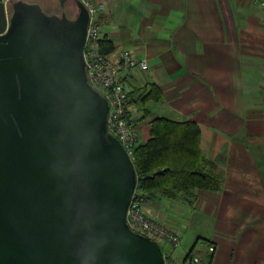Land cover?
<instances>
[{
    "label": "water",
    "instance_id": "95a60500",
    "mask_svg": "<svg viewBox=\"0 0 264 264\" xmlns=\"http://www.w3.org/2000/svg\"><path fill=\"white\" fill-rule=\"evenodd\" d=\"M59 1L0 0V264H167L128 223L138 175L89 82L90 12Z\"/></svg>",
    "mask_w": 264,
    "mask_h": 264
},
{
    "label": "crops",
    "instance_id": "0c3cea01",
    "mask_svg": "<svg viewBox=\"0 0 264 264\" xmlns=\"http://www.w3.org/2000/svg\"><path fill=\"white\" fill-rule=\"evenodd\" d=\"M91 1L109 52L127 48L149 63L124 77L142 94L130 110L138 144L156 117L194 120L204 156L224 175L220 190H195L193 200L147 199L146 213L182 236L171 258L264 264L263 0ZM152 83L162 99L142 100Z\"/></svg>",
    "mask_w": 264,
    "mask_h": 264
},
{
    "label": "built area",
    "instance_id": "2783aa9c",
    "mask_svg": "<svg viewBox=\"0 0 264 264\" xmlns=\"http://www.w3.org/2000/svg\"><path fill=\"white\" fill-rule=\"evenodd\" d=\"M83 2L90 12L84 48L89 82L108 99L109 132L120 140L134 161L139 136L132 123L130 110L141 94L134 92L124 77L137 68L148 69L149 63L145 59L138 58L132 50L127 48L104 52L101 47L103 34L99 21V8L91 0H83ZM146 201L147 198L136 189L127 212L128 223L131 228L149 236L161 245L167 264H176L171 257L173 251L180 247L182 236L164 223L151 218L145 211ZM215 250L216 247L210 244L208 251L213 253ZM201 263L202 258L198 254H188L183 262V264Z\"/></svg>",
    "mask_w": 264,
    "mask_h": 264
},
{
    "label": "trees",
    "instance_id": "16d2710c",
    "mask_svg": "<svg viewBox=\"0 0 264 264\" xmlns=\"http://www.w3.org/2000/svg\"><path fill=\"white\" fill-rule=\"evenodd\" d=\"M104 52L111 47L105 38ZM142 95V94H141ZM142 100L162 99V90L150 84ZM150 138L138 144L134 164L138 175L137 190L147 199L157 195L194 199L198 189L220 190L224 175L201 149V127L194 120L156 117L151 121ZM190 200V201H192ZM193 254V253H190Z\"/></svg>",
    "mask_w": 264,
    "mask_h": 264
},
{
    "label": "rangeland",
    "instance_id": "374dc122",
    "mask_svg": "<svg viewBox=\"0 0 264 264\" xmlns=\"http://www.w3.org/2000/svg\"><path fill=\"white\" fill-rule=\"evenodd\" d=\"M33 1V0H32ZM34 1H40L42 4H43V6H44V8L48 11V12H61L60 10H57L58 9V4H59V2H58V0H51V3H52V6L51 5H49V3H46L45 1L46 0H34ZM67 8H68V10H67V13H68V15L69 16H72L73 15V12H74V10H75V6H74V4H73V2H69L68 4H67ZM56 10V11H55ZM156 220V219H155ZM185 240H188V237H186L185 236ZM182 243V242H181ZM184 244V243H183Z\"/></svg>",
    "mask_w": 264,
    "mask_h": 264
},
{
    "label": "flooded vegetation",
    "instance_id": "af4514ba",
    "mask_svg": "<svg viewBox=\"0 0 264 264\" xmlns=\"http://www.w3.org/2000/svg\"><path fill=\"white\" fill-rule=\"evenodd\" d=\"M58 2H59V4H58V9L57 10H62V7H61V5H60V1L58 0ZM66 9L68 10V8L66 7ZM56 11V10H55ZM57 12V11H56Z\"/></svg>",
    "mask_w": 264,
    "mask_h": 264
}]
</instances>
